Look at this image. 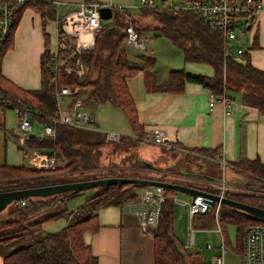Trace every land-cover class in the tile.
<instances>
[{
  "label": "trees",
  "instance_id": "16d2710c",
  "mask_svg": "<svg viewBox=\"0 0 264 264\" xmlns=\"http://www.w3.org/2000/svg\"><path fill=\"white\" fill-rule=\"evenodd\" d=\"M31 7L41 13L44 12L43 16L51 17L53 14V6L50 1L37 0ZM23 8L25 6L15 11L14 24L0 48V64L3 54L11 46L12 33ZM140 12L142 15H146L148 12L156 15L158 18H155L157 28L154 27L153 31H159L175 48L180 50L184 62L203 63L212 67L214 71L212 77H206L188 74L183 69L171 70L166 83L160 84L156 91L178 93L182 91L184 83L193 82L217 95H221L223 92L225 95L227 92H236L240 95L242 103L264 111V71L252 67L247 58L244 61H238L234 55L228 54L231 41L224 37L222 31L208 27L196 12L165 10L160 15L155 10L145 8H140ZM123 16H125V11L120 14L113 10L110 21L117 20L116 22L124 29L130 23L137 32L146 28H142L140 23L132 17L128 19ZM102 31L96 35L93 49L80 53L83 63L88 68L82 77H77L73 73L66 74L63 70L66 66L73 67L77 55L70 56L72 49H58V61L65 59V62L55 75H52L46 66L48 53L44 52L40 62V88L37 91L22 90L5 79L0 72V99L4 104L7 103L10 109H30L40 125L44 126L51 123L55 109L52 96L56 87L69 86L82 89L84 90L83 94L86 95L83 98L85 105L86 103L110 104L117 107L124 114L133 135L141 136L143 130L138 123L135 105L125 81L140 72L142 68L127 61L123 48L125 34L109 42L106 48L100 50ZM54 129L53 137L28 136L25 143L28 149H36L54 155L58 159H64V165L51 172L38 171L28 166L2 165L0 166V191L91 180L83 175L81 170L96 169L100 166L96 151L106 142L104 136L99 141H92L89 138L79 137V129L64 125H55ZM119 140L120 143L127 142L132 145L131 147L137 141L135 138L124 136H121ZM196 151L207 157H216L219 154L218 150ZM125 164L135 165L132 162ZM138 166L145 167L142 164H138ZM229 166L246 181L256 182L258 187L248 188L242 192L226 191L225 197L264 209V165L258 159H254L239 160L230 163ZM215 167L216 171L212 172L214 176L219 173L218 166ZM75 171L81 173H75ZM172 174L175 173L172 172ZM162 178L169 179L168 181L172 183L196 188L195 184L180 182L164 175L156 180ZM122 186L102 187L100 192L91 199L103 195L109 198L110 203L120 205L135 197L136 194L133 191L122 198L118 197V192L112 196V192L121 189ZM204 190L216 193V190L210 187H205ZM172 192L164 190L168 199L162 206L158 225L152 233L153 264H196L192 260V254L180 246L172 232L174 207L171 200ZM78 195L80 192H66L47 198H28L13 202L0 214V243H8L46 221L63 216L67 210L55 211V209L64 201ZM70 215L71 213H68L67 217H71ZM96 218V214L80 216L77 221L69 218L68 223L60 230L44 233L22 247L10 249L4 254L2 264H97V259L91 253L90 247L83 241L84 233L97 230ZM218 218L224 242L228 241L225 232L226 225L235 226L238 252L241 248L242 234L245 228L252 224L264 225V222L252 220L244 213L224 205L219 206ZM192 221L196 222V227L199 229L210 227L214 221V207L193 217ZM197 264L210 263L201 261Z\"/></svg>",
  "mask_w": 264,
  "mask_h": 264
},
{
  "label": "crops",
  "instance_id": "0c3cea01",
  "mask_svg": "<svg viewBox=\"0 0 264 264\" xmlns=\"http://www.w3.org/2000/svg\"><path fill=\"white\" fill-rule=\"evenodd\" d=\"M57 1L60 2V5L57 9L52 7L53 14L51 17L43 16L44 12L41 13L31 7L36 1L25 5L14 27L11 46L2 56L1 75L22 90L37 91L40 88L41 58L44 52L49 55L57 50L59 46L60 18L84 0ZM91 1L102 5L110 4L113 8L120 6L124 9L125 16L128 19L132 17L140 24L143 21L151 24L156 22L155 20L150 22L147 18H140L139 0ZM153 1L155 4H160L162 2H198L205 0ZM260 1L264 6V0ZM116 21H111L107 25H103L101 21L103 31L100 36V50L106 48L109 42L124 35L123 26ZM239 29H242V27L239 26ZM139 34L144 42L145 38L142 33L139 32ZM156 36L155 38H160L161 34ZM242 37H246L244 46H234L233 44L237 43ZM123 48L127 61L142 68L140 72L127 78L125 82L134 102L138 123L143 132L151 128L160 129L166 141L182 151L218 150L221 154V160L229 164L239 160L258 159L264 165V111L242 103L240 95L236 92H227L228 109L221 104H215L210 108L208 107L209 90L193 82L184 83L182 91L178 93L158 92L156 88L160 84L166 83L169 71L175 69H169L167 65L159 64L154 49H151L147 55L145 47L142 51H139L124 42ZM229 48L231 50L228 54L234 55L237 60L238 58H247L252 67L264 71V8L258 13L250 29H242L238 32L235 40L231 41ZM238 49L242 50L240 54H237ZM178 51L180 50L172 45L167 51L166 59L168 61L177 59V63L182 61L184 65L181 68L188 74L213 76L212 67L203 63L184 62L182 52L180 51L181 54L179 55ZM79 58L83 63L80 56ZM73 89L75 91L62 107V111L70 114L74 99L81 100L83 109L88 111L81 98L84 90ZM88 112L91 114L90 111ZM14 114L13 109L0 108V166H26L24 151L28 147L26 143L22 145L18 141L19 134L14 123ZM30 123L31 130L28 136H36L31 134L32 125L33 123H38V125L40 123L34 115H31ZM124 137L134 138L135 136L131 131V135H125ZM146 146L141 142L133 144V149L136 148L138 152L137 158L132 156V159L134 157V162L145 166L142 178L153 180L160 177L158 176L159 173H164L163 175H166L167 178L168 175H174L169 166L176 163L181 164V160L165 155L156 146ZM228 175L232 176V174ZM142 188L144 187L135 188L133 192L137 194ZM92 197L85 199L84 202H86L87 207H91V211L87 208V212H90L89 215L96 214L98 228L94 232L84 233L83 241L90 247L91 253L97 259V264H153L152 235L141 231L136 218L122 212L120 205L110 203V200H106L104 196L91 199ZM171 198H175L173 194ZM189 198L187 196L186 200H189ZM174 213L173 207V218L175 217ZM75 215L77 214L75 213L73 216L71 214L70 220ZM78 216L84 215L81 213ZM68 220L67 222L62 221L61 226L64 227ZM211 226L214 228L213 222ZM201 231H204V229ZM213 231L215 232V230ZM194 245L195 241L193 247ZM188 253L192 254V260L196 264L202 261L198 254ZM3 256L4 254L0 253V264H2Z\"/></svg>",
  "mask_w": 264,
  "mask_h": 264
},
{
  "label": "built area",
  "instance_id": "2783aa9c",
  "mask_svg": "<svg viewBox=\"0 0 264 264\" xmlns=\"http://www.w3.org/2000/svg\"><path fill=\"white\" fill-rule=\"evenodd\" d=\"M35 1L37 0H0V48L4 44L14 24L15 11ZM45 1H50L54 9H57L60 5V2L57 0ZM101 7H108L120 14L124 12V9L120 6L113 8L110 4L102 5L95 1L84 0L78 4L77 7L70 9L61 16L58 33L60 43L57 50L48 55L46 64L52 75H55L60 66L65 62V59L60 62L58 61V49H70L72 46V54L77 55V57L73 67L66 66L63 69L64 72L66 74L73 73L77 77H81L88 70L81 62L79 56L82 51L93 49L96 35L103 30L99 16V9ZM139 8L152 9L156 12H163L165 10L196 12L203 18L208 27L219 29L223 32L227 40L232 41L235 40L238 32L242 29L248 30L252 27V22L255 20L258 13L262 11L264 6L260 0H205L198 2H162L160 4H155L153 0H139ZM239 26H241L242 29H239ZM124 34L126 36L125 42L128 45L139 51L144 49V43L139 32L135 31L131 25L125 27ZM230 50L231 49L228 48L227 52ZM241 52L242 50H237V54ZM72 54L70 56H72ZM74 91L75 90L69 86H61L54 89L52 97L55 109L52 114L51 123L42 127L43 136L53 137L55 134V125H64L77 129L91 128V125L94 123V118L88 111L83 109L81 100L74 99L72 101L70 114L62 111V107L66 104L68 98ZM215 104H221L227 109L229 108V103L224 92L221 95H217L211 91L208 92V107L211 108ZM0 108L6 109L9 107L7 103L4 104L0 99ZM13 110L16 114V128L19 134L18 141L23 145L31 130L30 117L32 112L28 108H13ZM104 139L106 141H118L120 136L107 133L104 135ZM141 139L147 144L162 146L166 150L171 149L172 143L166 141L160 129L151 128L144 131ZM200 155L204 158H211L202 153H200ZM220 155L219 152L214 160L221 170L224 171L228 168L229 163L221 160ZM24 156L27 160L28 167L43 172H51L65 163L64 159H58L54 155H49L46 152L36 149L25 150ZM61 161L62 163L60 164ZM181 172L172 175V177L168 175V178L195 184V189L209 193L199 187L203 184L205 187L216 190V193L209 194H214L219 197H225L224 194L226 191L242 192L248 188L258 187L256 182H248L245 179L241 180V184L230 185L225 182L224 176H222L221 181L214 182L212 178L208 179L204 176L200 178L198 174H185ZM164 190L165 189L160 186L144 187L141 191L137 192L134 198L120 204L122 212L134 216L140 230L146 234L152 235L153 230H155L158 225L162 206L166 199H168V196L164 194ZM171 200L173 203L187 206L190 220L195 216L205 213L206 210L210 208L209 199L202 196L190 197L187 201H180L175 198H171ZM220 205V203H216L214 206L213 221L214 230L220 236V244L217 247H212L211 245L206 246L209 250H218V254L211 257L209 261L210 264H224V255L226 253L225 242L222 237L218 218V209ZM193 242L194 235L193 232H191L188 246L193 247ZM238 253L241 264H264V225L252 224L245 228L242 234L241 248Z\"/></svg>",
  "mask_w": 264,
  "mask_h": 264
},
{
  "label": "rangeland",
  "instance_id": "374dc122",
  "mask_svg": "<svg viewBox=\"0 0 264 264\" xmlns=\"http://www.w3.org/2000/svg\"><path fill=\"white\" fill-rule=\"evenodd\" d=\"M161 15L162 12H157ZM140 18H147L150 22H154L156 15L154 13L151 14V12H148L146 15L140 14ZM124 18H127L123 16ZM158 19V18H157ZM110 20L108 21H102L103 25H107ZM152 24H154L152 26ZM146 23L141 22L140 26L144 28L142 33V36L145 38L144 40V47L146 48L147 55L151 51V49H154L156 51V58L157 62L162 65H167L169 69H182L183 62L179 61L177 63V59H172L168 61L166 59L167 51L172 46L171 42L164 36L161 35L160 38L156 35H159V31H153L154 27L157 26V23ZM131 25L128 23L127 26ZM157 28V27H156ZM246 37L240 38L237 43H234V46L242 47L244 46ZM73 50V46L70 48ZM135 50V49H134ZM179 55L181 54L180 51H178ZM167 60V61H166ZM239 61H244L243 58H238ZM86 97V95L82 94L81 98L83 99ZM85 108L91 112L92 116L94 117V123L91 125L90 129H84L80 130L79 137L82 139L89 138L92 141H99L103 138V136L107 133H113L117 134L120 137L125 135H131L130 127L127 123V120L124 116V114L119 110L117 107H114L110 104L97 106L93 103H86L84 104ZM14 120L16 124V114H14ZM17 125V124H16ZM33 129L31 131V134L36 135L37 137H41V131L42 127L38 123H33ZM137 142H141L146 147L151 146V144H147L146 142L142 141V135L139 137H134ZM106 141V140H105ZM135 143V144H136ZM132 145H129L127 142L120 143V140L118 141H106L102 146L97 148V154L99 156V162L100 166L96 169H90V170H81L83 175L89 177L90 179H99V178H105V177H127V178H140L144 175L145 168H141L138 166L136 162H134V157H136L138 150L133 147ZM154 146V145H152ZM160 148V150L168 156L179 158L181 160V164L176 163L173 166H169L171 168L172 172L175 174L177 173H185V174H198L200 178H203L202 176L206 178H212V180L215 181H221L222 176H224V180L226 183L230 185H238L241 184L242 177L235 174V171L231 170V168L228 166L224 171L221 170L219 165L215 162L216 157L211 158H204L198 153L197 151L193 150H180L177 146L171 144V149L166 150L162 146H156ZM132 156L133 159H132ZM127 162H132L135 165L131 164H125ZM62 161L60 162V164ZM26 166L28 165L27 160L25 162ZM218 166L219 173L218 175H215L212 173L213 171H216V167ZM181 169V170H180ZM168 172V170H167ZM75 173H81L80 171H75ZM234 173V174H233ZM164 173H159L158 176H163ZM228 174H232V176H229ZM166 176V175H164ZM172 177V176H169ZM148 179V178H146ZM166 178H162V181H168L169 179L163 180ZM156 180V179H155ZM175 180V179H174ZM170 182V181H168ZM135 185H123L121 189L116 190L115 192H112V196H115L118 192V197L122 198L124 195L131 194L134 188H140L142 186H135ZM200 188H205L203 184L199 186ZM102 187L96 188V189H90L83 191L78 197H75L73 199L64 201L62 204H60L55 211H59L62 209L67 210V213L63 216L55 219V220H49L45 223H42L39 226H36L35 228L31 229L30 231L26 232L24 235H21V237L14 238L10 240L8 243H0V253L5 254L12 248H18L26 245L28 242L37 239L38 237L42 236L44 233L49 232H55L60 230L62 227V221L67 222V219H69L68 213H71L72 216L76 213L72 220L77 221L79 219L81 213H83L84 216H87L90 214V212H87V208L90 209V206H86L85 199L90 198L91 196L96 195L100 192ZM173 197H175L176 200L180 201H187V196L179 193V192H172ZM103 196V195H101ZM99 196V197H101ZM117 197V198H118ZM106 199H109L108 197H105ZM80 202V203H79ZM79 203V204H77ZM9 206L6 207V209ZM5 209V210H6ZM4 210V211H5ZM174 218H173V234L177 240V242L180 244V246L187 252H193L194 254H198L201 257V260L203 262H209L211 257L213 255L218 254L217 249H207V245H211L212 247H217L220 244V236L217 232H214L213 226H210L211 228H204V231H201L203 229H199L196 227V222H191L189 219V214L187 211V206L179 205L174 203ZM92 213V212H91ZM1 214V213H0ZM83 217V216H82ZM69 221V220H68ZM214 224V223H213ZM198 228V229H197ZM193 232L194 235V241L195 245L194 247L188 246L190 233ZM226 236L228 239V243L225 242V249L226 253L224 255V264H241L240 263V256L237 249V234L235 230V226L233 225H226L225 227ZM195 256V255H194Z\"/></svg>",
  "mask_w": 264,
  "mask_h": 264
},
{
  "label": "water",
  "instance_id": "95a60500",
  "mask_svg": "<svg viewBox=\"0 0 264 264\" xmlns=\"http://www.w3.org/2000/svg\"><path fill=\"white\" fill-rule=\"evenodd\" d=\"M99 16L101 21L110 20L112 17V11L108 7H101L99 9ZM124 184L140 185L142 187L160 186L166 190L179 192L191 198H194L195 196H202L209 199L208 202L210 207H214L216 203H220L221 205L231 207L244 213L252 220L264 222V209L262 208L243 204L227 197H219L214 194L202 192L179 183L136 177H105L65 184L0 191V213L13 202L26 200L28 198H47L66 192L79 193L90 189Z\"/></svg>",
  "mask_w": 264,
  "mask_h": 264
}]
</instances>
